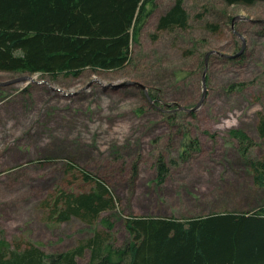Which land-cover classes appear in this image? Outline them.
<instances>
[{"label": "rangeland", "instance_id": "1", "mask_svg": "<svg viewBox=\"0 0 264 264\" xmlns=\"http://www.w3.org/2000/svg\"><path fill=\"white\" fill-rule=\"evenodd\" d=\"M174 1L156 0L120 70L75 78L0 71V229L12 247L61 252L90 234L78 218H47L49 196L90 187L70 164L114 193L116 209L100 216L112 221L115 245L129 238V215L186 219L264 204L247 164L264 158V22L249 21L264 18V0H182L186 27L158 30ZM205 58L202 104L173 110L198 102ZM123 82L139 83L153 102ZM156 158L168 171L160 182Z\"/></svg>", "mask_w": 264, "mask_h": 264}, {"label": "trees", "instance_id": "2", "mask_svg": "<svg viewBox=\"0 0 264 264\" xmlns=\"http://www.w3.org/2000/svg\"><path fill=\"white\" fill-rule=\"evenodd\" d=\"M227 5H251L257 0H223ZM156 0H0V71L79 77L83 70L122 69L130 60L146 18ZM188 16L182 0L162 14L158 30L185 28ZM32 79V78H31ZM152 97V96H150ZM153 98V97H152ZM154 100V99H153ZM259 130L264 136V118ZM241 140L244 135L233 131ZM187 138L183 150L189 140ZM184 145V144H183ZM158 182L167 168L155 160ZM253 183L264 188V158L248 161ZM87 191L58 190L45 202L55 223L78 218L90 234L65 251H43L16 242L12 247L0 229V264H264V204L240 212H214L186 219L129 215L123 224L129 238L118 244L110 219L116 209L107 183L76 165ZM69 171V170H68ZM137 166L132 169V176ZM97 221L102 229L94 227Z\"/></svg>", "mask_w": 264, "mask_h": 264}, {"label": "water", "instance_id": "3", "mask_svg": "<svg viewBox=\"0 0 264 264\" xmlns=\"http://www.w3.org/2000/svg\"><path fill=\"white\" fill-rule=\"evenodd\" d=\"M236 19H239V17L238 16H236L235 18H233V20H236ZM250 22L252 21V22H258V23H260V22H264V18L263 19H256V20H249ZM234 33H236V32H234ZM239 36V35H238ZM240 37V36H239ZM243 47V46H242ZM241 52H242V48H241V50H240ZM240 52V53H241ZM208 55V54H207ZM227 57V56H226ZM206 58H205V60H204V62H205V68H204V72H203V76H202V93H201V96H200V98H199V100H198V102L194 105V106H192V107H190V108H185V107H182V106H176L173 110H178V111H184V112H187V113H189V112H194V111H196L199 107H200V105L202 104V101H203V99L205 98V87H206V84H205V73H206ZM24 78H26L27 76H23ZM23 77H21L20 79H22ZM18 81V80H17ZM121 85H124V86H128V85H134V86H137V87H139V88H141L142 90H143V92H144V95H145V97H146V99L149 101V102H153V100L151 99V97L149 96V94H148V92H147V90L146 89H144V87H142V85H140L139 83H136V82H123Z\"/></svg>", "mask_w": 264, "mask_h": 264}, {"label": "bare ground", "instance_id": "4", "mask_svg": "<svg viewBox=\"0 0 264 264\" xmlns=\"http://www.w3.org/2000/svg\"><path fill=\"white\" fill-rule=\"evenodd\" d=\"M30 80H32L31 78H29Z\"/></svg>", "mask_w": 264, "mask_h": 264}]
</instances>
